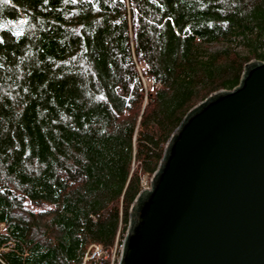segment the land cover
Returning <instances> with one entry per match:
<instances>
[{"label": "trees", "instance_id": "trees-1", "mask_svg": "<svg viewBox=\"0 0 264 264\" xmlns=\"http://www.w3.org/2000/svg\"><path fill=\"white\" fill-rule=\"evenodd\" d=\"M253 61L264 0H0V264L110 253L173 130Z\"/></svg>", "mask_w": 264, "mask_h": 264}, {"label": "water", "instance_id": "water-1", "mask_svg": "<svg viewBox=\"0 0 264 264\" xmlns=\"http://www.w3.org/2000/svg\"><path fill=\"white\" fill-rule=\"evenodd\" d=\"M193 108L131 204L118 264H264V62Z\"/></svg>", "mask_w": 264, "mask_h": 264}, {"label": "built area", "instance_id": "built-area-1", "mask_svg": "<svg viewBox=\"0 0 264 264\" xmlns=\"http://www.w3.org/2000/svg\"><path fill=\"white\" fill-rule=\"evenodd\" d=\"M149 182L150 181L148 180L146 184L142 185V188H149ZM124 234L121 237L118 235L115 238V242L110 253L99 244H88L80 264H90L92 260H105L108 257L109 264H118Z\"/></svg>", "mask_w": 264, "mask_h": 264}, {"label": "rangeland", "instance_id": "rangeland-1", "mask_svg": "<svg viewBox=\"0 0 264 264\" xmlns=\"http://www.w3.org/2000/svg\"><path fill=\"white\" fill-rule=\"evenodd\" d=\"M213 47H214V48H215V47H218V45H214ZM235 48H236L237 50H239L240 52H245V51H246V48H245V47H244L245 49H244V48H241L240 46L235 47ZM148 177H149V176H148V175H145V174L141 176L140 182L142 183V185H144V184L147 183V181H148ZM0 225H1V224H0Z\"/></svg>", "mask_w": 264, "mask_h": 264}, {"label": "snow or ice", "instance_id": "snow-or-ice-1", "mask_svg": "<svg viewBox=\"0 0 264 264\" xmlns=\"http://www.w3.org/2000/svg\"><path fill=\"white\" fill-rule=\"evenodd\" d=\"M45 2H46V0H45ZM73 2H75V0H73Z\"/></svg>", "mask_w": 264, "mask_h": 264}]
</instances>
